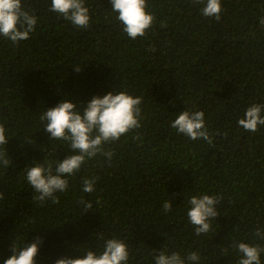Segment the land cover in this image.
Returning a JSON list of instances; mask_svg holds the SVG:
<instances>
[{
    "label": "trees",
    "instance_id": "trees-1",
    "mask_svg": "<svg viewBox=\"0 0 264 264\" xmlns=\"http://www.w3.org/2000/svg\"><path fill=\"white\" fill-rule=\"evenodd\" d=\"M221 3L217 21L195 0H146L155 22L133 40L110 0H85L87 28L51 11V0H22L38 18L35 30L18 44L0 36V124L9 139L0 152L10 161L0 165V264L13 243L27 246L37 236L36 264L100 253L98 234L122 239L128 264H154L161 250L197 252L198 264H238L234 241L264 248L254 236L264 232V126L253 133L238 125L249 106L264 104V0ZM112 91L142 98L141 127L104 145L110 162L97 154L66 177L59 203L39 206L24 169L74 154L67 142L50 141L40 115L62 99L82 114L94 96ZM189 110L205 113L212 145L170 126ZM83 178H97L92 193L82 192ZM193 195L221 197L211 230L199 236L187 217ZM81 197L90 211L83 213ZM260 258L264 264V252Z\"/></svg>",
    "mask_w": 264,
    "mask_h": 264
},
{
    "label": "clouds",
    "instance_id": "clouds-1",
    "mask_svg": "<svg viewBox=\"0 0 264 264\" xmlns=\"http://www.w3.org/2000/svg\"><path fill=\"white\" fill-rule=\"evenodd\" d=\"M112 11L118 13L117 20L123 26V32L130 39L143 37L146 31L154 24L155 17L146 11V0H110ZM202 4L201 13L208 18L219 21L222 12L221 0H195ZM51 11L64 20L69 21L77 28L90 26L89 9L85 0H51ZM38 18L29 10H26L22 0H0V36L18 44L30 38L35 30ZM264 25V17L260 19ZM163 26V25H162ZM149 51L155 52V47ZM75 70L79 72L80 66ZM141 103L142 98L133 97L125 91L119 93L109 92L103 96H94L84 108L83 113L78 109L74 101L62 99L55 107L47 108L39 117L46 122L43 129L50 134L51 140H62L68 143L74 154L68 155L62 161L37 162L33 166L24 169L27 183L32 187L36 195L33 201L39 206H44L47 201L53 204L59 203L57 193L68 190V176H75L80 172L87 159L102 154L111 161L113 152L105 151L104 145L120 139L129 131L141 127ZM264 104H252L244 113V117L238 120V125L246 131L257 132L258 126H264ZM205 113L198 111H182L171 122V127L178 134H183L191 140L203 139L212 145L213 138L206 127ZM139 139V137H136ZM6 128L0 124V146L8 143ZM31 143L32 141H28ZM4 150L0 152V165L7 168L9 159ZM97 178H83L82 192L92 193ZM4 194L0 192V200ZM221 197L213 195H193L187 199L190 206L187 217L195 229L196 235L206 234L211 230L212 219L219 214L216 205ZM100 201L97 200V203ZM83 206V213L92 209L91 201H85L83 197L78 201ZM172 201L165 200L162 204L164 213L172 210ZM104 240L103 250L97 253L86 250L83 258L61 257L55 264H128L129 249L120 238L105 239L103 234H98ZM254 236L264 239V232L256 229ZM43 242L40 236L35 237L34 242L20 247L13 243L12 255L4 260V264H36L39 245ZM232 247L241 254L238 264H261V253L264 248L259 245H250L244 242H233ZM226 253L227 249H223ZM155 254V250H153ZM200 256L197 252H190L181 256L179 252L168 253L161 250L154 255V264H198Z\"/></svg>",
    "mask_w": 264,
    "mask_h": 264
}]
</instances>
